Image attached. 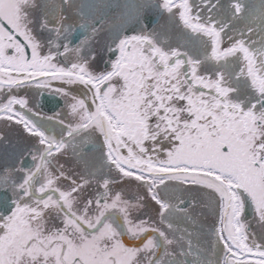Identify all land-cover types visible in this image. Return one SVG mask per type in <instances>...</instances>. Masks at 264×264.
I'll use <instances>...</instances> for the list:
<instances>
[{"label":"snow or ice","instance_id":"6c2138e0","mask_svg":"<svg viewBox=\"0 0 264 264\" xmlns=\"http://www.w3.org/2000/svg\"><path fill=\"white\" fill-rule=\"evenodd\" d=\"M0 264H264V0H0Z\"/></svg>","mask_w":264,"mask_h":264}]
</instances>
